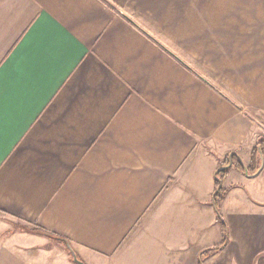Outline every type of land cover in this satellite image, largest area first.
<instances>
[{"label":"crops","instance_id":"1","mask_svg":"<svg viewBox=\"0 0 264 264\" xmlns=\"http://www.w3.org/2000/svg\"><path fill=\"white\" fill-rule=\"evenodd\" d=\"M258 8L0 0V264H264Z\"/></svg>","mask_w":264,"mask_h":264},{"label":"trees","instance_id":"2","mask_svg":"<svg viewBox=\"0 0 264 264\" xmlns=\"http://www.w3.org/2000/svg\"><path fill=\"white\" fill-rule=\"evenodd\" d=\"M258 147L261 149L262 153H264V139H261L258 141L257 145L254 148L255 152H259ZM230 156H231V166L225 167V166H227V164L230 161L229 160ZM234 157H236V155L231 153L215 171V189H214L213 195H212V203H213V206H214V209L216 212L217 221H218L219 225L221 226L222 241L218 245L203 251L202 253L204 256H209L212 253L220 250L226 244V242L228 240L227 226H226L225 221L221 217L219 207H220V204H221V202H222V200L225 197L226 192H227L226 189H224L222 187V181H223V178L225 177V175L231 169V167L233 165H235V163H237V162H235ZM238 162H240L239 159H238ZM241 168L243 170L245 169L243 166H241ZM246 169H247V172H248V170H251L250 168H246ZM40 232L47 234L48 236H52L54 238H57L55 235L49 234L46 231L40 230ZM198 264H202V257H201V259H199Z\"/></svg>","mask_w":264,"mask_h":264},{"label":"rangeland","instance_id":"3","mask_svg":"<svg viewBox=\"0 0 264 264\" xmlns=\"http://www.w3.org/2000/svg\"><path fill=\"white\" fill-rule=\"evenodd\" d=\"M249 6H258L257 13H249V23H253L254 29H249V37L264 39V0H248Z\"/></svg>","mask_w":264,"mask_h":264},{"label":"water","instance_id":"4","mask_svg":"<svg viewBox=\"0 0 264 264\" xmlns=\"http://www.w3.org/2000/svg\"><path fill=\"white\" fill-rule=\"evenodd\" d=\"M258 151H259V153H260V158L262 159V157H263V153H262V151H261V149L258 147ZM229 163L227 164V166H225V167H229V166H231V156L229 157ZM244 171H245V173H247V169L245 168L244 169ZM72 256H73V261L75 262V263H77V264H84L82 261H80V260H78L77 258H76V256H75V254H73L72 253Z\"/></svg>","mask_w":264,"mask_h":264}]
</instances>
